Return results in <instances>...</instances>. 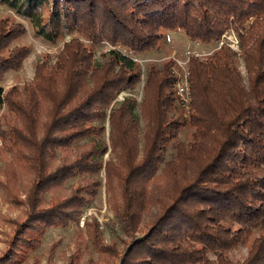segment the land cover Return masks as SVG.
<instances>
[{
  "label": "trees",
  "instance_id": "obj_1",
  "mask_svg": "<svg viewBox=\"0 0 264 264\" xmlns=\"http://www.w3.org/2000/svg\"><path fill=\"white\" fill-rule=\"evenodd\" d=\"M0 2L51 42L64 30L77 32L56 60L46 55L36 64L34 78L23 88L5 91V74L21 68L30 50L13 44L27 33L25 23L0 19V106L13 115L9 128H0V188L9 202L25 206L23 217L1 216L12 232L0 264L18 259L21 249L38 246L48 227L78 220L98 193L101 181L93 175L103 165L117 219L127 234L120 248L99 237L96 223H86L95 235L94 246L104 254L103 264H264V0ZM229 28L240 36L247 81L236 52L223 44L206 58L189 57L188 119L170 115L178 101L175 59L147 70L143 128L133 97L113 107L122 91L142 79L140 61L121 48L149 52L159 48L164 31L176 29L192 40L219 41ZM105 42L111 48L97 63L93 45ZM110 106L114 158L104 163L107 144L80 141L105 131L95 120H104ZM186 124L195 129L192 139L179 141L175 157L166 160L169 141ZM162 164L166 181L159 210L143 222L150 185ZM252 228L263 231L247 256L231 257L229 251ZM81 258L78 249L67 264H79Z\"/></svg>",
  "mask_w": 264,
  "mask_h": 264
},
{
  "label": "rangeland",
  "instance_id": "obj_2",
  "mask_svg": "<svg viewBox=\"0 0 264 264\" xmlns=\"http://www.w3.org/2000/svg\"><path fill=\"white\" fill-rule=\"evenodd\" d=\"M8 17L12 21H22L27 26V33L14 41V45H25L29 47V54L25 58L23 66L17 70H10L5 74L2 86L4 90H8L10 87L16 85L23 88L26 82L32 80L35 75L36 64L49 55L52 57V61L56 60V54L61 50L65 41L71 37L77 35L76 31L64 30L63 34L55 42H51L41 35L37 34L32 24L24 17L18 15L15 10L0 2V19ZM165 37L160 42L159 48L151 50L145 53L127 52L125 48H121L123 52L128 53L134 59L140 61L142 70V79L132 89H125L122 91L113 107L118 104L119 101L125 99V97H133L135 100L134 112L140 120L141 128L144 127L145 122L141 115L144 110L141 107V103L144 95V85L147 79V70L150 66H163L170 59H181L189 60L192 54L200 55L201 57H207L211 55L216 49L220 48L222 39H225L229 46L234 52H236V60L238 67L242 72L245 81H247V69L244 61L243 49L241 47L240 36L234 28L227 29L222 38L219 41L203 42L199 40H192L185 30H166L164 31ZM233 41H239L238 43ZM96 51V62L101 63L104 61L103 53L111 48V45L107 42L102 45L94 46ZM176 64V60H175ZM174 64V66H175ZM173 66V68H174ZM177 92V91H176ZM178 95V94H177ZM176 108L170 113L175 119L181 118L186 120L189 118L191 105L189 107L184 106L179 98L176 102ZM111 106L108 108V116L104 120H95V124L105 125V131L94 135L93 137L84 138L80 142L96 141L100 145L107 144L109 150L103 155L104 163L114 158V152L112 151L111 142V124L109 120V111ZM6 115V118H1V115ZM5 117V116H4ZM13 115L8 111L7 107L0 106V128H9L10 121H12ZM143 130V129H142ZM194 127L190 124L181 126L178 132V136L173 140H170L165 151V159L169 160L175 157L177 152V143L179 141L189 142L192 139ZM143 131L141 132V134ZM92 139V140H91ZM2 140L0 138V147ZM3 167V162L0 158V168ZM164 164L159 166L157 175L152 179L156 183L151 184L152 192L150 194V200L148 201V208L144 213L143 222L151 220L159 210L158 198L162 194V190L165 187L166 178L162 174ZM91 176V175H90ZM94 178L100 179L101 184L98 188V193L95 199L91 200L81 212L79 219L72 221L68 226L61 224L50 226L46 229L45 234L41 237L40 244L30 251L23 249L20 254H17V258L14 261H5L2 264H67L68 257L78 249L82 252L81 262L79 264H103L104 254L100 253V249L94 245L95 235L89 232L87 222L96 223L97 232L99 237L106 243H117L121 248V238H127V234L121 228V224L117 219L115 212L114 198H111V190L107 187V173L106 168H103L100 172L93 175ZM77 181V178L70 180ZM116 196L117 199H121V192L119 184L116 183ZM25 206L16 205L7 200L3 190L0 188V256H2L6 250L9 249L7 243L8 238L12 232V226L5 224L1 219V216L19 217L24 215ZM99 218L102 220L99 221ZM263 230L260 228H252L248 231L245 241L229 251L231 257L235 259H243L247 256L248 250L252 240L258 236ZM141 235L142 232H138ZM97 237V236H96ZM17 253L18 250H12ZM211 257H215L213 253H210ZM116 263V261H114ZM112 263V262H111Z\"/></svg>",
  "mask_w": 264,
  "mask_h": 264
},
{
  "label": "built area",
  "instance_id": "obj_3",
  "mask_svg": "<svg viewBox=\"0 0 264 264\" xmlns=\"http://www.w3.org/2000/svg\"><path fill=\"white\" fill-rule=\"evenodd\" d=\"M238 43L239 41H233ZM227 43L225 39H222L221 45ZM176 64L173 68L175 74V88L179 95L181 103L189 107L191 103V80L190 71L188 67V60L176 59ZM102 219L99 218V221Z\"/></svg>",
  "mask_w": 264,
  "mask_h": 264
}]
</instances>
